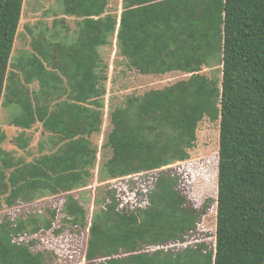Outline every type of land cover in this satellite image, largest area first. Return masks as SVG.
<instances>
[{"label":"rangeland","instance_id":"374dc122","mask_svg":"<svg viewBox=\"0 0 264 264\" xmlns=\"http://www.w3.org/2000/svg\"><path fill=\"white\" fill-rule=\"evenodd\" d=\"M148 4L145 0L142 6ZM190 4L195 5L194 13L198 16L207 8L204 0H192ZM97 6V0H25L13 52L3 68L0 241L8 250L26 248L25 252L35 259L30 264H115L114 259H95L89 254L96 201L101 217L108 220L107 225L114 233H121L134 223L145 226L143 234L146 230L150 233L147 216L150 214L151 219L156 216V221L161 216L149 212L159 203L156 195L158 186H162L160 172L148 166L135 174L122 173L116 166L123 159L109 160L118 156L108 143L112 130L110 111L116 107L131 109L129 102L134 105L136 99L148 101L170 86L178 91L182 86V92L185 90L187 109L194 110L197 106L192 92L196 86L189 81V74L171 66L176 49L184 42L180 34L172 32V44L124 40L125 11L141 5L130 0H110L101 14H97ZM166 17L167 12L162 20ZM89 20H97L99 24L90 27ZM100 20L109 27L100 28ZM205 22L211 36L222 32L219 4L211 5ZM219 56L221 59L219 53L208 60L203 74L213 79L220 90ZM59 65L70 72L69 79L61 73ZM136 112L137 109L131 115L136 116ZM190 114L186 113L189 120L187 126L183 125L187 127L182 130L183 148L178 147L175 139L178 121H142L152 140L149 147L158 143L176 156L163 169L185 168L191 173L188 200L191 206L199 208L218 195L220 122L213 114L191 111ZM102 116L101 132L91 136L85 122L101 120ZM44 158L52 161L43 164L38 173H32L33 178L23 172L21 165ZM20 176H24L21 184H31L35 190L10 204L11 198L16 199L10 180H18ZM209 208L212 213L204 220H195L193 228L181 227L179 235L170 240L161 236L158 242L146 244L145 249L167 250V263L182 255L176 263L191 264L198 248L213 235L205 231L216 229L213 202ZM80 212L88 219L84 226Z\"/></svg>","mask_w":264,"mask_h":264},{"label":"trees","instance_id":"16d2710c","mask_svg":"<svg viewBox=\"0 0 264 264\" xmlns=\"http://www.w3.org/2000/svg\"><path fill=\"white\" fill-rule=\"evenodd\" d=\"M24 1L0 0V103L4 93L3 68L13 52ZM97 1V14H101L110 0ZM130 1L141 6L125 11L123 39L172 44L175 33L180 34L184 42L176 49L171 66L189 74V81L196 86H192V92L197 106L194 110L187 109L185 90L182 92V86L179 91L170 86L169 90L155 93L148 101L136 99L134 105L129 102L131 109L116 107L110 111L112 130L108 134V143L118 156L109 160L123 159L116 166L122 173L135 174L148 166L159 169L162 185L161 188L158 186L156 195L159 203L149 212L161 216L157 221L156 216L152 219L150 214L147 216L146 226L150 233L146 230L143 234L145 226L137 223L121 233H114L107 225L108 220L101 217L100 204L96 201L97 209L90 226L91 258L114 259L115 264H179L176 261L180 262L182 255L167 263V250H146L145 245L158 242L161 236L170 240L179 235L181 227L193 228L195 220H204L212 213L209 203L213 202L217 212L216 229L205 231L213 235L198 248L197 257L191 264H264V0H204L207 8L200 16L194 13L192 0H148L147 6H142L145 0ZM214 4L220 5L223 25L220 34L211 36L205 19ZM165 12L168 18L162 20ZM98 24L97 20L87 21L90 27ZM99 26L107 28L109 24L104 26L100 20ZM219 53L222 65L220 90L213 79L203 74L208 60ZM60 70L69 79L70 72L63 66ZM136 109L137 115L132 116ZM195 110L213 114L220 122L218 195L214 200L207 199L199 208L191 206L188 200L192 188L191 173L185 168L179 171L163 169L176 156L173 152L167 153V149L158 143L149 147L152 140H149L142 121H178L175 139L178 147L183 148L185 132L182 130L187 129L184 126H187L190 111L198 113ZM91 120L85 124L89 134L97 136L101 132L103 116L101 120ZM147 148L151 151L145 152ZM51 161V158L37 159L21 166H24L23 172L30 173L29 177L33 178L32 173H38L43 164ZM1 166L4 165L0 164L3 169ZM23 179L24 176H20L18 180H10L12 196L16 198H11L10 204L30 196L35 190L31 184H21ZM78 215L83 226L88 223L86 214L80 212ZM26 250H8L0 241V264H30L31 259H35Z\"/></svg>","mask_w":264,"mask_h":264}]
</instances>
